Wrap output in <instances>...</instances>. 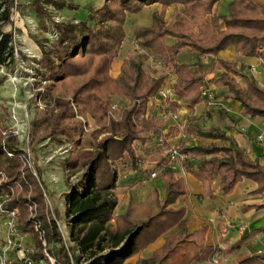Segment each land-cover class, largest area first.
<instances>
[{"label":"trees","instance_id":"16d2710c","mask_svg":"<svg viewBox=\"0 0 264 264\" xmlns=\"http://www.w3.org/2000/svg\"><path fill=\"white\" fill-rule=\"evenodd\" d=\"M218 1L104 0L101 6L88 7L84 20L53 22L57 37L48 45L41 44L39 59L42 80L46 81L44 94L48 106L32 119L30 142L67 141L71 151L64 161V169L69 172L84 170L85 173L76 187L65 195L67 230L73 243L65 245L55 221L58 213L53 211L54 219L46 204L40 167L35 163L33 168L29 166L27 155L13 135H8L4 143L0 138V194L6 198L2 207L7 212L17 209L14 227L30 239L32 249L28 253L33 261L42 259L43 250H46L60 264H80L85 255L89 264H129L125 263L127 259L175 229L165 236L163 245L149 259L140 260L138 264L210 261L220 250L205 245V227L195 233L187 230L186 208L177 205L190 190L177 174L183 171L200 181L203 185L201 198L213 196L211 185L217 177L224 194L231 193L243 179L257 185L255 194L264 193V164L231 148L225 134L215 127L203 131L196 125H189L186 132L205 142L195 147L180 146L179 152L186 158L180 161L179 170L165 168L168 141L179 135V130L171 126L163 133V118L153 115L149 106L166 79V75L153 77L145 72L144 63L151 54L175 75L170 84L173 99L165 101L169 113H175L181 104L193 109L204 101L203 87L212 84L226 86L230 97L239 101L247 114L264 117V87L243 74L237 61L216 56L230 46L241 56L259 55L264 47V5L255 0H232L227 6L228 13L222 15L214 11ZM51 4L65 5L62 1L30 0L29 6L36 16L46 18L45 6ZM153 4H159L160 9L152 11L150 25H139L133 30L135 42L145 48L146 53H128L118 75L110 76L111 63L118 56L124 38L123 24L127 14ZM67 5L77 9V6ZM0 7L1 66L13 60L12 33L2 30L10 22L13 2L1 0ZM169 7L174 12L167 22L165 13ZM39 28L47 30L44 24ZM185 48L199 55L215 56V62L223 71L206 79L200 64L194 69V64L177 60V55ZM237 75L243 77L245 86L235 80ZM75 78L80 82H75ZM64 83L70 86L68 98L55 94ZM110 94L124 98L127 104L113 108ZM87 112L99 121L104 120L103 128L93 132L92 137L106 136L93 147L82 150L85 123L78 115ZM158 136L163 137L164 144L157 148L158 156L154 161L164 183L163 197L153 189L143 203L130 200L126 211L114 216L119 165L129 167L132 172H141L134 145L146 146ZM195 159L199 163L195 164ZM260 159L264 163V156ZM152 172L154 170L149 173ZM260 208H264V204ZM113 220L115 228L110 226ZM35 225L38 231L34 230ZM257 234L264 236V227L243 236L234 245L225 242L222 254L227 256L238 251ZM123 242L124 252L102 254L105 244L115 249ZM11 264L22 263L15 258ZM236 264H264V253L241 256Z\"/></svg>","mask_w":264,"mask_h":264},{"label":"rangeland","instance_id":"374dc122","mask_svg":"<svg viewBox=\"0 0 264 264\" xmlns=\"http://www.w3.org/2000/svg\"><path fill=\"white\" fill-rule=\"evenodd\" d=\"M53 1H62L65 5H46L47 17L44 18L35 15L29 6L30 0H12L13 8L10 14V22L2 28L4 31H10L12 33L13 60L7 61L5 65L0 66V138L1 142L4 143L8 135H13L19 148L27 155L29 166L33 168V164L35 163L40 167L42 172L41 181L48 202L52 211L56 210L58 213V217L55 218L67 226L65 195L69 194L70 190L76 187L81 181L85 171L69 172L64 169V161L71 151V146L67 141L63 140L60 142L61 139H45L39 140L34 144L30 142V123L39 112L45 110L48 106V99L44 94L46 81L42 80L43 73L39 66L41 44L48 45L49 42L57 37V32L52 25L53 22L70 21L76 23L77 21L84 20L86 18V9L90 6H101L104 0ZM231 1L232 0L218 1L214 7V11L217 14H227V6ZM256 1H260L264 4V0ZM67 4L77 6V9H71ZM155 9L159 10L160 6L158 4L156 6H144L136 13L127 14L123 24L124 38L122 39L118 56L114 58L111 63L109 70L110 76L115 77L118 75L121 63L128 53L131 52L133 55L137 53H146L147 50L135 42L133 30L139 25H150L149 18H151L150 15ZM1 10L2 7H0V11ZM173 12L172 7L167 9L165 13L167 22L171 21ZM41 24L47 26L46 31L39 28ZM171 41L172 39H169V42ZM144 68L149 76L156 77L157 75H166V77H169L171 75V73H169V68H165L162 62L151 54H148L144 63ZM117 69L119 71L115 75V70ZM74 81L80 82V79L75 78ZM58 88L59 89L55 91L56 95H67V98L70 97L68 94L70 88L69 84L64 83ZM110 102L116 105V107L127 104V100L115 94H110ZM78 118L85 123V132L82 136L80 145L82 150L93 147L106 136L103 134L95 139L92 137L93 132L103 128L104 120H97V117L90 112L82 116L78 115ZM172 121L178 123V113L174 115L167 114L163 118L164 126ZM179 131V135L176 138L170 139L168 144L176 147L182 145L190 146V138L186 132V125L184 123H180ZM158 147L156 140H151L146 146L134 145L139 157V166L140 170L143 172V177L132 173L129 167L122 168V166L119 165L117 188L114 191V196L117 201V206L113 213L114 216L123 214L130 200L134 203L141 204L151 193L148 187L145 189L141 180H143L142 178H151L149 177V172L152 170L156 171V163L154 160L158 154ZM195 162H197V159H195ZM156 172L158 176L160 172ZM138 178L141 179L139 180ZM131 183H133V185H130ZM133 186H135L134 189H132ZM129 194H131L132 197H128ZM5 221L6 217L0 214V240L6 237ZM115 225L114 220L110 222L111 228H115ZM175 231L176 229L166 235L168 236ZM166 235L159 238L164 239ZM15 240L16 243L20 241L24 249L28 251L32 249V243L27 236L22 239L16 237ZM124 246L125 242L119 247L111 249L108 244H105V249L102 254H109L111 251L124 252ZM147 248L148 246L127 259L125 263L138 264L140 260L149 259L152 253L159 249L148 251ZM87 258L88 256L85 255L81 259L80 264H89Z\"/></svg>","mask_w":264,"mask_h":264},{"label":"crops","instance_id":"0c3cea01","mask_svg":"<svg viewBox=\"0 0 264 264\" xmlns=\"http://www.w3.org/2000/svg\"><path fill=\"white\" fill-rule=\"evenodd\" d=\"M256 2L264 5L260 1ZM156 5L153 4L152 6ZM149 22L151 23V18H149ZM216 56L230 61H237L243 74L251 76L259 86L264 87V47L258 56H241L235 52L233 46L220 51ZM177 60L194 64V69L197 68L196 64H200L206 79L218 76L223 71V68L215 62V56L199 55L197 51L187 48L177 55ZM118 71V69L115 70V75ZM234 78L240 86H245L242 76L237 75ZM174 79V74L166 77L163 87L170 86ZM207 86L215 93L214 103L208 104L202 101L196 104L193 109H188L181 104V107L177 110L178 112H175V114L178 113V123L172 121L165 126L163 125V133H167L171 126H176L179 130L180 123L186 125V130L189 125H196L203 131L215 127L225 134L231 148L239 149L251 160L258 161L263 165L264 163L260 158L264 156V117L247 114L241 103L230 97L226 86L212 84ZM149 106L153 115L164 118L167 114H170L166 109L165 101L158 95H155L153 99L151 98ZM188 135L190 146L187 147L200 146L205 142L194 135ZM259 136L262 137L261 141L257 139ZM193 162L195 164L199 163L198 161L195 162V160ZM132 173L143 177L142 171ZM160 174L154 179L142 178L141 182L145 189L147 187L150 191L156 189L159 197L162 198L165 187ZM177 176L185 180L190 190V193L177 205L185 206L186 208L184 217L186 228L192 233H195L201 227L206 228L204 235L205 245L216 247L220 250L215 255L218 261L217 264H236L241 256L264 253V236L257 234L250 237L245 246L238 251L227 256L222 254L225 242L234 245L243 236L264 227V208H260L264 204V193H254L257 189V185L254 182L243 179L235 185L231 193L224 194L220 190V179L217 177L211 185V189L214 191L213 196L211 198H201L203 185L200 181L186 172H180ZM138 179L140 180L141 178ZM130 185H133V183ZM134 188L135 186L132 187V189ZM132 189L130 190L133 191ZM130 196L132 197L131 194L128 195V197ZM240 227L244 228L243 232L240 231ZM163 243L164 239L159 238L149 245L147 250L154 251ZM191 264H211V262L209 260H201Z\"/></svg>","mask_w":264,"mask_h":264},{"label":"built area","instance_id":"2783aa9c","mask_svg":"<svg viewBox=\"0 0 264 264\" xmlns=\"http://www.w3.org/2000/svg\"><path fill=\"white\" fill-rule=\"evenodd\" d=\"M204 101L208 104H213L215 101V93L209 86H205L202 89L201 92ZM157 95L163 100L167 101L168 99L172 98V90L171 87H161L159 91L157 92ZM112 107L115 108L116 105L112 104ZM175 114V113H170ZM259 141L262 140V137L257 138ZM156 142L158 143V146H162L164 144V140L162 136H158L156 139ZM10 155V154H9ZM167 163L165 165V168L173 171L179 170V163L182 159L186 158L185 155H182L179 152V147L176 146H170L167 151ZM183 172V171H181ZM34 173V172H33ZM35 174V173H34ZM151 179H154L157 177V172L154 171L150 174ZM47 207L52 212L53 218L54 214L50 207V204L48 202L46 194H44ZM6 201L5 196L0 195V214H3L6 217L5 221V227H6V237L3 240H0V264H11V262L16 258L20 263L22 264H60L56 259H54L52 256H50L46 250H43V258L39 261H33L29 257L28 250L24 249L21 242H17L15 238H23L24 235L18 233L14 227V221L18 216L17 209H12L11 211L7 212L3 210V204ZM56 225L58 227V230L61 234L62 240L65 243V245H73L70 236L67 230V226L62 224L59 220L55 219ZM34 230L38 231L37 226H34ZM240 231L243 232L244 228L240 227ZM41 243L43 246H45V243L40 237ZM211 264H217L218 261L215 258V256L210 260Z\"/></svg>","mask_w":264,"mask_h":264}]
</instances>
